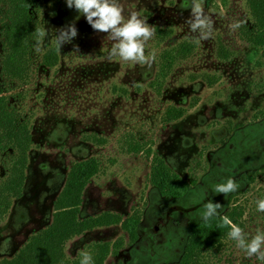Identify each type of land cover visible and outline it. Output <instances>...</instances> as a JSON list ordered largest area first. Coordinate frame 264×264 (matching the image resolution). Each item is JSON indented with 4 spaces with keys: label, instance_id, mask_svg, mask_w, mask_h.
Returning <instances> with one entry per match:
<instances>
[{
    "label": "rangeland",
    "instance_id": "1",
    "mask_svg": "<svg viewBox=\"0 0 264 264\" xmlns=\"http://www.w3.org/2000/svg\"><path fill=\"white\" fill-rule=\"evenodd\" d=\"M182 2L120 0L125 18L135 11L155 28L145 44L146 59L155 56L148 66L110 58L115 42L94 31L66 0H35L30 12L37 37L21 77L0 74L7 107L31 134L22 196L0 221V261L11 259L51 223L69 170L90 159L98 163V173L84 189L82 217L111 212L126 218L139 212V237L131 245L119 226L94 230L67 243L69 262L82 260L94 243L123 238V249L104 264H175L190 235L188 224L201 219L209 201L222 205L220 215L240 207L249 240L264 234V212L256 204L264 200V48L246 40L252 25L247 0H196L213 21L205 40L190 31V9H182ZM5 14L1 5L0 20ZM238 22L240 27L231 30L229 25ZM71 23L78 35L60 47L55 30ZM38 41L40 52L35 51ZM181 44L191 51L159 77L163 54ZM52 49L57 63L47 67L43 58ZM171 107L186 113L166 123ZM147 152L195 185L182 198L161 197L150 185ZM7 165L0 157V183ZM229 178L240 185L238 191L227 197L215 193V185ZM207 264L264 260L247 257L229 237Z\"/></svg>",
    "mask_w": 264,
    "mask_h": 264
},
{
    "label": "trees",
    "instance_id": "2",
    "mask_svg": "<svg viewBox=\"0 0 264 264\" xmlns=\"http://www.w3.org/2000/svg\"><path fill=\"white\" fill-rule=\"evenodd\" d=\"M35 0H0V6H6V14L0 20V74L11 80L21 77L26 65L25 55L32 40L37 37V27L31 16V7ZM247 7L252 21L247 42L255 48H264V0H247ZM191 51V46L181 44L176 49L163 54L159 77L164 78L177 61L184 59ZM264 53V52H263ZM57 63L56 50H50L43 58V64L54 67ZM5 88L0 84V157L8 163L6 178L0 183V221L7 215L13 200L23 193L31 147V134L26 124L19 121L15 113L9 110ZM186 110L168 108L165 122L172 123L184 117ZM137 153L141 152L137 148ZM150 162V185L161 197L179 199L185 196L194 180L186 181L173 171L165 161L147 152ZM264 170V168H263ZM98 173V163L86 160L76 163L69 170L64 187L54 201L51 223L44 229L31 235L26 243L11 259H3L0 264H81V259L69 262L66 245L69 241L84 236L97 229L119 226L126 234L129 244H134L139 237L141 215L135 212L122 216L103 212L99 215L82 217L80 208L83 192L88 182ZM241 227L243 211L232 206L225 213L214 216L207 222L202 219L188 224L190 235L183 255L175 264H207V257L219 253L224 242L229 238L230 226H221L222 217ZM124 247L123 238L113 244L94 243L87 247L92 256V264H104L109 255H116Z\"/></svg>",
    "mask_w": 264,
    "mask_h": 264
},
{
    "label": "clouds",
    "instance_id": "3",
    "mask_svg": "<svg viewBox=\"0 0 264 264\" xmlns=\"http://www.w3.org/2000/svg\"><path fill=\"white\" fill-rule=\"evenodd\" d=\"M66 5L85 17L94 31L107 34V38L115 42L110 50V58L118 56L125 61H136L148 66L154 61V55L151 59H146L145 44L155 35V28L135 11L125 18L120 0H66ZM181 8L190 9V16L186 20L190 31L199 33L201 40L210 38L213 21L204 13L201 5L196 3V0H183ZM78 19L79 16L76 17V20ZM229 27L235 30L240 27V23L230 24ZM55 31L60 47L63 44L72 43L78 35L75 23ZM40 35L44 36L46 32ZM41 50V43L38 41L35 51L40 52ZM239 187L240 185L234 179L229 178L226 182L215 185L214 191L227 197L230 193L238 191ZM256 204L257 211L264 212V200H258ZM221 209L222 205L219 202L209 201L204 205V210L200 214L201 219L207 222L212 217L219 216ZM222 220L221 226H230L229 237L237 242V246L246 253L247 257L256 256L257 259L264 260V250H262L264 234H257L249 240L244 230L233 224L228 217L224 216ZM81 264H92L91 254L85 253Z\"/></svg>",
    "mask_w": 264,
    "mask_h": 264
},
{
    "label": "flooded vegetation",
    "instance_id": "4",
    "mask_svg": "<svg viewBox=\"0 0 264 264\" xmlns=\"http://www.w3.org/2000/svg\"><path fill=\"white\" fill-rule=\"evenodd\" d=\"M80 213H81V211H80ZM81 216H82V215H81ZM87 217H89V216H87ZM160 223H162V221H160ZM156 231H157V230H156V229H154V231H153V232L155 233Z\"/></svg>",
    "mask_w": 264,
    "mask_h": 264
}]
</instances>
